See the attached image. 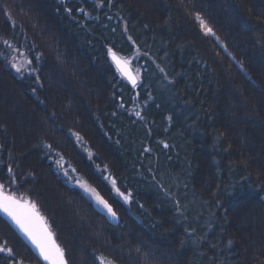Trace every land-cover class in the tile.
I'll return each mask as SVG.
<instances>
[{
	"label": "trees",
	"instance_id": "trees-1",
	"mask_svg": "<svg viewBox=\"0 0 264 264\" xmlns=\"http://www.w3.org/2000/svg\"><path fill=\"white\" fill-rule=\"evenodd\" d=\"M97 4L0 0V50L8 51L4 41L18 43L36 69L17 73L0 58V183L36 203L68 264H97V255L114 264H258L264 0ZM108 48L133 60L136 88ZM8 165L17 178L10 186ZM97 165L133 193L131 205ZM74 177L108 200L119 220L98 210ZM5 239L25 264H45L0 212ZM0 264L10 261L0 256Z\"/></svg>",
	"mask_w": 264,
	"mask_h": 264
},
{
	"label": "snow or ice",
	"instance_id": "snow-or-ice-1",
	"mask_svg": "<svg viewBox=\"0 0 264 264\" xmlns=\"http://www.w3.org/2000/svg\"><path fill=\"white\" fill-rule=\"evenodd\" d=\"M104 0H98L97 6H102ZM111 0H109V4ZM66 11H71V9H66ZM79 11L84 12V9H79ZM7 15V13H5ZM85 15H89L87 12H84ZM196 19L199 21L200 28L204 32L205 35H211L215 37V33L211 27L207 25V23L197 15ZM129 40H132V37H128ZM219 40V37H216ZM6 49L8 51L0 50V58L8 61L13 69L17 73L22 72V67L18 63L15 62V58L9 60V55L11 52L19 53V48H14L12 45L8 44L7 41L3 42ZM134 43V42H133ZM31 47H35L32 45ZM221 47L227 51V47L221 43ZM108 55L112 58L116 68L119 70L122 77L129 80L133 88L138 86L139 82V74L132 75L130 73V64L131 61L124 57L118 56L116 51L113 48H108ZM147 55V53H145ZM35 60H40V54L35 55ZM234 59V58H233ZM27 65L30 66L32 64V59L27 60ZM242 67V66H241ZM160 72H164L163 68H160L157 65ZM31 72H35L36 69H31ZM37 80L39 77H36ZM165 79H167V74L165 73ZM172 81H169L171 83ZM35 91V90H33ZM151 99V97H149ZM123 107V105H121ZM135 115L143 120L144 116L141 114L140 111H136ZM54 116V114H53ZM171 120V117H168ZM76 137L77 141L81 140L82 138L79 136L78 133H73ZM2 147V146H0ZM45 147L51 150L52 145H45ZM164 147L167 148L168 144H164ZM145 151H150V149H145ZM91 158V157H89ZM63 157H60L59 160L56 161L59 167H62L61 161ZM97 171L101 172L102 178L108 180L111 184L112 189L115 191L116 195L128 205H131L133 202V193L131 191L125 190L121 191L120 187L117 184V180L109 176H103V172L107 171L106 167L104 169H100L99 165L96 166ZM76 170L73 168L72 172ZM7 173L9 176L8 184L14 185L17 183V178L14 173L13 167L11 165L7 166ZM64 175L69 177V180H72V177L69 176V172L65 170ZM75 186L79 187L84 195L91 201H93L97 208L105 213V215L113 221H118L119 216L117 212L114 210L112 204L108 202V200L104 199L95 188L91 187L86 181L76 179ZM163 188V185H161ZM166 191V194H169ZM176 210L178 212L181 211L180 209V201L176 200ZM143 207V205H140ZM0 212H2L16 227V229L23 235L25 239H27L31 245L36 249L38 254V259L46 262V264H68V259L65 255V249L61 247L59 244L56 243L54 239V234L51 231L50 225L45 217H43L37 207L36 203L32 202L29 199H25L22 196H17L15 192H9L6 190V185L4 183H0ZM203 239V238H201ZM233 242L231 240L228 241V244L231 245ZM211 247L215 248L217 245L213 244ZM139 252V249H137ZM0 256L8 259L10 264H25L23 259L16 258L15 252L12 247L8 245V241L0 240ZM94 260L97 264H114V260H105L102 256H95ZM258 264H264V260L258 261Z\"/></svg>",
	"mask_w": 264,
	"mask_h": 264
},
{
	"label": "rangeland",
	"instance_id": "rangeland-1",
	"mask_svg": "<svg viewBox=\"0 0 264 264\" xmlns=\"http://www.w3.org/2000/svg\"><path fill=\"white\" fill-rule=\"evenodd\" d=\"M10 45H12L14 48H19V53H16V52H11L10 53V56H11V58L13 59V58H15V62L16 63H18L19 65H21V67H22V69H26L27 68V70L26 71H30L31 69H30V67L27 65V58H25L26 56H25V54L23 53V48H21L20 46H19V44L18 43H15V45H13V44H10ZM130 61H131V64H130V66L132 65V62H133V60L132 59H129ZM76 179H80V180H83V181H85L84 179H82L81 177H74V184H75V181H76ZM82 191V190H81ZM93 202V201H92ZM94 203V202H93ZM94 205H95V203H94ZM95 207H96V205H95ZM97 208V207H96ZM98 210H100L99 208H97ZM101 211V210H100ZM102 213H104L103 211H101ZM105 214V213H104ZM4 215V214H3ZM5 216V215H4ZM6 217V216H5ZM7 218V217H6ZM8 219V218H7ZM9 220V219H8ZM10 221V220H9ZM11 222V221H10ZM11 224H12V222H11ZM13 225V224H12ZM14 226V225H13ZM15 227V226H14ZM15 229H16V227H15ZM17 230V229H16ZM52 230V229H51ZM18 231V230H17ZM20 233V232H19ZM55 237V236H54ZM58 243V242H57Z\"/></svg>",
	"mask_w": 264,
	"mask_h": 264
},
{
	"label": "water",
	"instance_id": "water-1",
	"mask_svg": "<svg viewBox=\"0 0 264 264\" xmlns=\"http://www.w3.org/2000/svg\"><path fill=\"white\" fill-rule=\"evenodd\" d=\"M130 73L132 74V75H135V73H134V71H133V69H132V67L130 66ZM21 234V233H20ZM22 235V234H21ZM23 236V235H22ZM25 239V238H24ZM54 239H55V237H54ZM27 242H28V244L35 250V252H36V249L31 245V243L27 240V239H25ZM55 241H56V239H55ZM56 243H57V241H56ZM58 244V243H57ZM37 253V252H36ZM45 264H46V262H45Z\"/></svg>",
	"mask_w": 264,
	"mask_h": 264
},
{
	"label": "bare ground",
	"instance_id": "bare-ground-1",
	"mask_svg": "<svg viewBox=\"0 0 264 264\" xmlns=\"http://www.w3.org/2000/svg\"><path fill=\"white\" fill-rule=\"evenodd\" d=\"M118 55V54H117ZM118 56H120V55H118ZM112 59V58H111ZM136 75V74H135Z\"/></svg>",
	"mask_w": 264,
	"mask_h": 264
}]
</instances>
